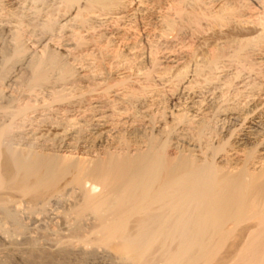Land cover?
Instances as JSON below:
<instances>
[{
  "label": "rangeland",
  "instance_id": "374dc122",
  "mask_svg": "<svg viewBox=\"0 0 264 264\" xmlns=\"http://www.w3.org/2000/svg\"><path fill=\"white\" fill-rule=\"evenodd\" d=\"M174 1L110 0L108 10H98L88 9L87 0L71 7L66 0H0V25L21 37L23 57L52 54L65 64L69 74L63 81L50 75L41 82L48 88L29 90L18 87L21 73L12 66L13 61L6 64L0 75V97L11 102L6 113L0 111L2 145L12 151L32 147L36 152L57 155L59 164L69 160L89 165L104 159V153L132 157L153 141L166 163L182 156L202 165L212 164L223 174L245 173L246 181L264 175L260 148L264 131L245 148L240 147L239 153H232L239 133L250 122L264 123V57H260L264 55V0H189L183 5ZM224 8L233 14L227 24L217 23L213 17ZM86 180L72 188L75 186H64L63 180L57 179L62 189L50 198L29 204L12 196L15 201L7 204L6 210L0 206V261L54 264L53 255L71 250L74 254L69 259L56 264H79L82 259L88 264L92 250L88 239L96 227L109 222V216L100 187ZM258 186L246 183L242 191L247 209L254 213L264 211V202L257 204L252 198L254 192H264V179ZM81 203L88 205L89 213L84 219H73L76 208L83 209ZM248 210L233 219L235 224L231 220L224 225L225 232L244 228L239 239L245 247L242 257L235 256L239 243L217 244L211 245L212 254L204 261L191 254L197 259L193 264H254L257 254L251 245L257 246L259 233L254 229L256 223H249ZM101 235L103 247L116 243L109 233ZM31 248L40 252L27 253ZM95 250L97 255L111 253L103 248ZM114 256L101 264L107 260L112 264ZM153 264L170 261L156 256Z\"/></svg>",
  "mask_w": 264,
  "mask_h": 264
},
{
  "label": "bare ground",
  "instance_id": "6f19581e",
  "mask_svg": "<svg viewBox=\"0 0 264 264\" xmlns=\"http://www.w3.org/2000/svg\"><path fill=\"white\" fill-rule=\"evenodd\" d=\"M78 1L79 0H66V3L71 7V5L73 4L75 5V3H77ZM87 1H88L87 3L88 9L97 7L99 8L98 10L100 9L108 10L107 7H109V4L111 3L110 0H87ZM175 1L179 5H183L186 4L189 0H175ZM95 8L93 10L97 9ZM228 8H224L223 10H221L220 14L214 16L213 19L217 23L227 24V19H229L233 14L231 9H234L230 7L231 9L228 10ZM85 10L86 9H84V11ZM18 16L20 15L18 14ZM77 16H79V14ZM18 20L20 21L19 18ZM13 25L14 24H12V26ZM5 32H7L8 34L9 32L11 33V31H9V27L7 29L0 25V75L1 76L3 72L7 69L6 64L13 61L12 66L13 67L16 66L17 71H20L21 73V74L19 73L20 76L17 77V81H16L18 83V87L20 85L21 87H25L26 89L31 90V88L34 89L36 87L44 86V84H42L41 82H44L48 78H51L50 75H54L53 78L56 79L57 81H61V80L63 81L64 78H69L68 77L69 74L67 73L68 68H66L65 64L63 62H60L52 54L45 53L41 57H32V56L23 57L25 52V51L23 52V50L25 49H23V45L21 44L22 43L20 41L21 37L19 38V35L13 32L8 36V34ZM262 55H260L261 58L264 57V55L263 56ZM64 71L67 74L64 73ZM12 79H10V81ZM50 80L52 81L53 79ZM46 83H48V81ZM50 85L55 86L54 84H50ZM44 87L48 88L49 86H44ZM4 99L3 96L0 97V111L4 110L5 112L4 111L3 112L6 113V109L9 108L8 105L11 101ZM3 112L1 111V113ZM203 123L204 122H202L201 124ZM198 124L200 125L199 127L203 126V125L201 126L200 123ZM240 125H238V127ZM260 126L263 129H261ZM263 131H264V123L261 124L260 122H254V123L250 122L247 129L245 131L243 129L239 133L235 142L236 146H234L235 147L234 149L236 150L233 151L232 153L233 154H235L236 152L239 153L238 151L240 150V147L244 146L243 148H245V145L246 146L248 145L246 144L248 141L252 139L253 140L256 139L257 138L256 135L259 132H263ZM199 133H201V131H199ZM2 135H3V131H1L0 128V206L3 210H6L5 206L11 203L13 199L15 201V198L12 199V196L16 198L18 197V199L24 198L25 200H23V202L25 201L26 203V201H28L29 204L30 203L34 204L35 202L37 201L39 202L40 200L42 201L49 196H54L55 194L58 193V190L61 188V187L59 188L60 184H57V181H55L57 179L59 181V178H63L60 179V181L63 180V182L61 181L62 185L65 186L66 184H68L71 185V187L75 186L72 188H76L77 185H79L80 182H82V179L84 178L91 180L94 183V185H96V187L97 186L100 187L102 192V197L105 202L106 209L108 211L109 222L103 227L101 226L96 227L92 232L91 238L88 239V244L92 246V250L91 252H89L87 257V259L90 260L88 261V264H94L96 262L98 263V260H100L99 262L101 264L102 263L101 261L102 260L104 261V259L110 255L116 256V257L114 256V258H116L115 259L116 262L112 260L111 261L112 264L113 262H115V264H153L156 256H161L163 259H165V261L167 260L168 262L170 261V264H193L194 263L193 260L196 258H198L199 261L200 260L204 261L206 260V258L209 259V257L212 254L211 251L214 248L211 247V245L215 246L217 244L220 245L224 244L226 247V244L235 243L234 245L237 246L236 244L239 243V239L240 237H242L241 235H243L242 232L244 228L239 229L238 232L236 231L225 232L224 229L226 228H224V225L225 223H228L229 221L231 222V220L237 218V215L242 210L243 211L248 210L247 209L248 206L244 201V196L242 192L244 190V185L246 183H249L252 186H256L259 188L260 186H258V183L264 179V175H258V176L254 175L253 177L248 178L249 180L246 181L243 175L245 173L242 174L240 172H236L237 174L235 173L234 175L223 174L220 172V169L215 167L214 165L209 164L207 162H206L207 164L203 163L204 165H202L201 163L194 162V160H192L193 158L192 159L190 158L193 161L192 162L189 159V157L181 156L175 159L174 161H170L169 163H166L162 161L160 155L158 154L159 150L156 147V144L153 143V141H149V143L147 144V148L146 149L144 148V152L143 151H141V153L137 152L138 154L132 157L124 154L116 156L115 154L104 153L105 156L104 159H100L99 161L96 162H90L89 165H87L88 163L84 165V163L82 164V162L80 164H78L77 162L72 163L69 162V160L67 161V163L65 162L62 163L63 164L62 165L58 163L59 161H57L58 159L56 158L57 155H52L50 153L45 154L46 152L45 153L39 151L36 152L34 151V149H32L31 145H30L31 149L29 148L28 150L20 149V151L19 149H17L18 151L17 150L12 151L11 149L5 148L4 146L5 143L2 145L3 143L2 140L4 141L3 138L4 136ZM5 135L9 137V135L7 134ZM11 141L12 139L10 140L9 143H11ZM261 141H263V143L260 144V148L263 153L264 139ZM257 146L259 147V145ZM203 148L205 147L203 146ZM229 150H233V149H229ZM61 175H63L64 177L63 176L59 177ZM96 187L94 189H96ZM88 190L90 191L89 188ZM15 193L18 195L15 196L14 195ZM85 193L86 192H84V194ZM84 198L85 196L83 195V200ZM252 198L258 200L256 201L257 204L259 202L263 203L264 202L262 201L264 200L263 190L261 189L259 190V192L256 193L254 192ZM87 201L88 199H86L85 202L87 203ZM81 204L83 205V203ZM85 205H83L84 207L80 205L81 208L83 207V209H80V207L78 206L79 208L77 207L75 212L73 211L74 212L73 219L76 218L80 220L84 219L83 217H85L89 213V209H88L89 207H87L88 205L86 206ZM5 214L7 215L8 212H6ZM7 216L10 217L9 214ZM248 217L249 220L250 219L252 220V221L247 220L249 221V223L250 222L256 223L254 229L257 230V232L259 233V235L256 236V238L258 239L257 241L258 243L256 244L257 246L254 247L253 245L254 243L251 245V248L257 254L256 256L257 259L253 263L264 264V211L263 212L257 211L255 213L251 212V214L249 213ZM239 218L240 216H238V219ZM233 222L235 224V220H233ZM241 225H245V224L243 223ZM226 227L228 226L226 225ZM238 228H242V227H237V230ZM104 232L109 233L112 238L116 239V243L112 247H107V248L103 247L102 237L104 235L101 234H103ZM242 239L244 240V238ZM96 247L106 249L111 253L113 252V254L110 253V255L107 254L97 255L98 251H96L97 249L95 250ZM210 247L212 249H210ZM3 249L5 250L6 248ZM244 249H245L244 243L243 244L239 243V247H237L236 249L235 256L242 257V255L244 254ZM191 250H195V251H191ZM28 252L29 254L32 255L34 253L38 254L40 250L37 248H31L29 251H27V253ZM58 252L55 255H53V257L51 258L54 259L51 260L54 264H56V262L58 261H64L66 259H69L68 257L74 254V252L71 250H60ZM191 254L196 255L195 256L196 258L192 259L193 256L191 257ZM33 261L36 262V260ZM86 262H87L86 260L82 259L79 264H87ZM3 263L4 262L1 260L0 264Z\"/></svg>",
  "mask_w": 264,
  "mask_h": 264
}]
</instances>
